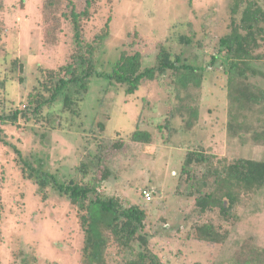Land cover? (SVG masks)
<instances>
[{"label":"rangeland","instance_id":"rangeland-1","mask_svg":"<svg viewBox=\"0 0 264 264\" xmlns=\"http://www.w3.org/2000/svg\"><path fill=\"white\" fill-rule=\"evenodd\" d=\"M73 1L77 11L85 8L86 0ZM256 1L264 9V1ZM43 2L0 0V78L7 79L2 93L13 109H24L39 68L58 70L75 52L70 25L62 19L53 34L43 21ZM235 3L95 0L83 28L91 41L109 24V35L95 57L98 72L111 73L123 52L140 53L143 68L152 67L165 47L183 62L206 69L201 87L183 90L169 72L127 96L125 86L95 77L80 115L62 113L57 106L44 110L47 120L21 119L19 126H4L8 141L25 158L42 160L45 170L63 181L75 177L83 162L90 163V154L98 155L97 178L106 176L100 191L123 199L127 207L140 204L146 209V231L154 234L150 247L164 264H235V253L244 240L251 238L255 245L264 246V214L259 213H264V192L244 202L235 225L224 223L217 213L203 216L219 230L231 231L226 244L211 246L187 238L198 222L186 219L195 204L191 183L180 176L186 153L203 150L229 161H264L260 112L239 120L250 130L229 129L230 99L264 92V42L256 51L262 60L253 63L262 73L257 77L237 76L244 61L239 62L238 72H230L219 52V40L230 32ZM67 11L70 8L64 4L63 12ZM183 37L193 43L183 44ZM213 55L218 62L212 68ZM14 61L23 66L21 72L20 66L13 67ZM98 122L106 126L101 138L93 130ZM137 130L149 133L152 143L132 142L130 136ZM117 142L124 146L116 149ZM16 158L12 147L0 145L1 264H80L84 235L77 209L51 189L43 200L37 186L23 177ZM144 190L152 192L151 202L143 198Z\"/></svg>","mask_w":264,"mask_h":264},{"label":"trees","instance_id":"trees-1","mask_svg":"<svg viewBox=\"0 0 264 264\" xmlns=\"http://www.w3.org/2000/svg\"><path fill=\"white\" fill-rule=\"evenodd\" d=\"M94 2L86 0L85 8L77 11L73 0H44L43 21L53 34L61 28L63 20L68 22L75 52L70 61L58 70L39 68L37 84L29 93L22 110L7 106L3 98L7 79L0 78V145L12 147L17 157L15 164L20 167L23 177L37 186L43 200L47 197L48 189H51L77 209L84 235L80 264H164L150 247L154 234L146 231V209L140 204L127 207L123 199L109 197L100 191L106 176L97 178L101 164L100 157H96L98 155L90 154L93 157L91 162H83L75 177L63 181L45 170L42 160L31 162L25 158L8 141L5 133V125L19 126L21 119L47 120V117H43L44 110L57 106H61L62 113L73 117L80 115V107L95 77L125 86L127 96L134 94L144 82L156 81L169 72L176 75L183 90L201 87L206 69L183 62L181 57L173 56L165 47L160 49L152 67L143 68L140 53L123 52L111 73L98 72L95 57L109 35V24L93 40L86 39L83 24L91 18ZM64 4L70 8L69 12H63ZM181 42L185 45L193 43L189 37H183ZM261 42H264V9L256 0H236L231 8L230 32L219 40V52L223 54L230 72H238L239 62L244 61L243 71L237 76L247 78V75H262L253 67L254 62L262 60L256 55ZM217 62L218 56L213 55L210 66L215 67ZM16 66H20V72L23 70L18 61L13 62V67ZM20 82H24V79L20 78ZM2 90L5 92L2 93ZM259 112L264 117V92L261 91L258 96L245 93L231 98L229 129L234 131L239 126V130H250V127L243 125L245 122L242 124L239 120L246 121L249 113ZM93 130L101 138L106 126L98 122ZM130 140L140 144L152 143L149 133L138 130L130 136ZM123 146L124 142L115 143L116 149ZM180 176H186V182L191 183L193 192L190 195L195 199L194 213L186 219L194 218L198 222L187 238L211 246L226 244L232 234L229 230H219L211 220L203 221V216L217 213L224 223L233 222L232 225H235L239 223L237 210L244 202L264 192V161H229L203 150H193L186 153ZM1 219L0 204V222ZM235 264H264V246L255 245L251 238L244 240L235 253Z\"/></svg>","mask_w":264,"mask_h":264},{"label":"built area","instance_id":"built-area-1","mask_svg":"<svg viewBox=\"0 0 264 264\" xmlns=\"http://www.w3.org/2000/svg\"><path fill=\"white\" fill-rule=\"evenodd\" d=\"M142 196L145 199L146 202L152 201L153 197L152 194L149 191H142Z\"/></svg>","mask_w":264,"mask_h":264}]
</instances>
